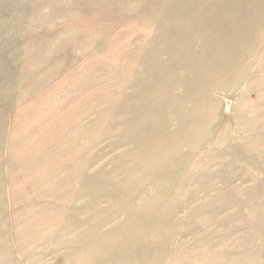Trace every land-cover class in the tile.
Wrapping results in <instances>:
<instances>
[{
    "label": "rangeland",
    "instance_id": "1",
    "mask_svg": "<svg viewBox=\"0 0 264 264\" xmlns=\"http://www.w3.org/2000/svg\"><path fill=\"white\" fill-rule=\"evenodd\" d=\"M0 264H264V0H0Z\"/></svg>",
    "mask_w": 264,
    "mask_h": 264
}]
</instances>
